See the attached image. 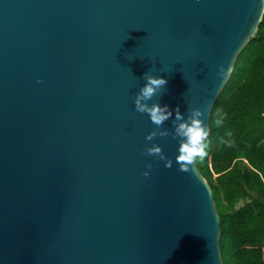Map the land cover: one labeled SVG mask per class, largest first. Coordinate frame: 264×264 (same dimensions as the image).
Wrapping results in <instances>:
<instances>
[{
    "label": "water",
    "instance_id": "obj_1",
    "mask_svg": "<svg viewBox=\"0 0 264 264\" xmlns=\"http://www.w3.org/2000/svg\"><path fill=\"white\" fill-rule=\"evenodd\" d=\"M263 17L261 0H0V264H225L208 180L171 134L146 139L134 98L166 76L153 99L199 107L209 136Z\"/></svg>",
    "mask_w": 264,
    "mask_h": 264
},
{
    "label": "trees",
    "instance_id": "obj_2",
    "mask_svg": "<svg viewBox=\"0 0 264 264\" xmlns=\"http://www.w3.org/2000/svg\"><path fill=\"white\" fill-rule=\"evenodd\" d=\"M217 107L226 113L219 127ZM228 140L231 146L222 143ZM206 152L195 161L220 215L224 263L264 264V17L214 104ZM240 198L247 201L239 208L223 209L225 202Z\"/></svg>",
    "mask_w": 264,
    "mask_h": 264
},
{
    "label": "clouds",
    "instance_id": "obj_3",
    "mask_svg": "<svg viewBox=\"0 0 264 264\" xmlns=\"http://www.w3.org/2000/svg\"><path fill=\"white\" fill-rule=\"evenodd\" d=\"M261 9L264 10V0H261ZM224 74L225 70L221 68L218 75L223 76ZM142 78L144 83L135 94L134 108L140 113L147 114L150 121L157 126L155 130L148 134L146 139L151 140L157 135L167 136L171 134L173 139L178 141V154L175 161L179 165V170H187L188 165L195 159H203L207 155L206 137L208 136V127L201 119L202 110L199 107H191L182 112L179 105L173 109L168 104H162L159 100H154L153 97L157 93L163 94L166 90L167 77L146 71L143 73ZM214 116V124L219 127L224 123L226 113L222 108L217 107ZM168 120H171L173 125L171 133L169 129L161 127ZM228 135L230 136L231 133L229 132ZM222 143L231 146L232 141H222ZM146 152L148 155H155L164 160L166 167H171L173 164V160L165 155L162 146L159 144L148 146ZM151 166V164H148L147 167L151 168ZM143 174L148 176L149 172L145 171Z\"/></svg>",
    "mask_w": 264,
    "mask_h": 264
},
{
    "label": "rangeland",
    "instance_id": "obj_4",
    "mask_svg": "<svg viewBox=\"0 0 264 264\" xmlns=\"http://www.w3.org/2000/svg\"><path fill=\"white\" fill-rule=\"evenodd\" d=\"M247 200L246 199H236L232 202V204H229L227 202L224 203V210L226 211H230V210H235L237 208H239L240 206H242Z\"/></svg>",
    "mask_w": 264,
    "mask_h": 264
}]
</instances>
